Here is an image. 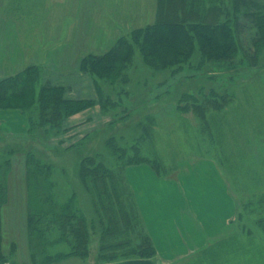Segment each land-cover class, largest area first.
<instances>
[{"label": "rangeland", "instance_id": "obj_1", "mask_svg": "<svg viewBox=\"0 0 264 264\" xmlns=\"http://www.w3.org/2000/svg\"><path fill=\"white\" fill-rule=\"evenodd\" d=\"M32 1L0 0V24L8 23L12 28L14 25L24 42L27 57L32 59L30 64L40 66L41 78L51 83L63 80L58 73L68 71V68L80 75L78 63L82 56L106 51L121 35L153 22L156 13V0H64L60 4L56 0H48L47 4L44 0L41 3ZM240 25L244 26L239 29L237 38L242 49L239 47L235 56L227 61H205L200 67L180 71L171 79L169 93L157 97L146 92L145 88L150 90L155 87L168 76V72L152 68L135 50L125 69L127 81L120 84L127 93L117 96L112 92V98L121 99L127 108H109L108 113L103 115L99 113L100 105L95 104L67 120V124L74 128L56 138L51 137L50 143L41 141L51 144L49 146L59 145L56 146L59 148L82 138L75 148H70L71 151H52L51 159L56 166L49 175L51 187L48 189L51 202L61 207L71 204L70 209L85 219L87 243L80 248L77 247V239L69 233L63 234L54 222L52 212H61L63 208L51 207L48 201L44 210L49 214L40 221L41 229L37 237L34 238L35 234L27 230L24 165L21 166L19 157L12 159L6 198L0 208L2 246L14 259V264H105L150 253L148 235L123 176V167L128 161L143 160L161 177H168L182 161L190 158L214 160L226 178L234 200L238 198V193L244 192L239 188L251 190L256 188L254 184L263 186L264 46L255 50L252 43L254 29L248 19L240 20ZM44 30L51 35H48L47 50L41 51L42 36L35 34ZM56 31V34L64 33L63 43L65 40L76 41V54L65 52L67 48L61 49V44H56V47L55 43L61 37L50 42L55 38ZM37 55L38 60L35 59ZM41 57L43 62L39 59ZM63 62L66 67H62ZM189 72L190 76L187 75ZM80 76L81 84L70 87L71 96L83 94L92 86L89 77ZM146 80L147 83L144 82ZM210 87H215L221 95L223 91L228 94H225L226 101L221 110L210 109L207 112V122H203L190 108L185 112L176 109L177 98L182 91L208 93ZM145 97L148 100L144 105L129 108L133 100ZM148 115L153 117V124L143 131ZM111 136L126 148V156L117 161L105 144ZM30 143L27 147L34 145L33 141ZM133 144L138 146L136 160H128L127 156L133 155L130 149ZM87 154L103 157L114 171L117 198L126 204L129 202L133 208L94 207L93 195L76 181L73 174L78 158ZM186 196L191 200L190 194ZM225 240L184 264L248 263L252 255L246 253L248 255L239 257L244 251L231 243L230 251Z\"/></svg>", "mask_w": 264, "mask_h": 264}, {"label": "trees", "instance_id": "obj_2", "mask_svg": "<svg viewBox=\"0 0 264 264\" xmlns=\"http://www.w3.org/2000/svg\"><path fill=\"white\" fill-rule=\"evenodd\" d=\"M244 19H248L254 29L252 43L258 51L264 46V0H156L153 22L121 35L110 48L100 54L90 53L80 58L78 71L80 75L89 77L92 82L93 95L90 97L71 96V86L62 81L51 83L47 79L44 80L41 78L42 69L38 65L36 67L30 64L13 75L1 77L0 109H19L25 117L27 131L23 136L5 135L0 131V206L5 202L12 159L19 157L21 166L24 165L27 230L35 234L34 238L37 237L41 229L40 221L49 214L44 210L48 201L49 206L63 208L61 212H52L58 229L63 234L69 233L76 238L79 248L87 243L85 219L70 209L71 204L67 203L61 207L51 202L48 193L51 187L49 175L56 166L51 159L52 151L58 149L66 152L75 148L82 138L59 148L56 147L59 145L49 146L51 144L41 141L50 143L51 137L56 138L74 128L67 124V120L95 104L100 105L99 113L103 115L108 113L109 108L122 107L124 103L117 97L113 99L112 92L117 96L127 93L120 84L127 81L125 69L129 66L135 50L143 55L152 68L168 72L165 79L150 90H146V87L145 91L154 97L168 94L171 79L180 71L200 67L205 61H227L235 56L239 47L242 49L237 34L244 26L240 25V20ZM187 75L190 76L191 73ZM144 82L147 83V80ZM196 92L182 91L175 107L182 112L192 109L203 122L208 121L207 112L210 109H222L226 101L225 94H228L223 91L221 95L215 87H210L208 93ZM137 99L133 100L130 109L144 105L148 100L147 97ZM125 107L127 108L126 105L123 106ZM146 119V124L142 126L143 131H147V126L153 124L152 116L148 115ZM30 141H33L34 145L29 148L27 146L32 143ZM105 144L116 161L126 156V148L121 147L113 136L108 137ZM130 149L133 155L129 158L127 156V159L136 160L138 146L133 144ZM140 162L145 161H128L126 165ZM75 167L73 174L76 181L93 195L92 203L95 208H133L129 202L126 204L117 198L119 195L113 181L114 171L107 166L100 154L79 157ZM61 169L65 172L63 166ZM254 186L256 188L252 187L251 190L239 188V191L244 192L238 193L235 200L238 208L234 218V231L225 242L229 243L230 251V243L244 251L239 257H244L246 253L252 255L246 264H264V184ZM1 215L2 208L0 264H14V259L2 246ZM240 238L242 240L238 241ZM82 239L83 243L80 242ZM150 250L148 254L136 256L153 255L155 250L152 244Z\"/></svg>", "mask_w": 264, "mask_h": 264}, {"label": "crops", "instance_id": "obj_3", "mask_svg": "<svg viewBox=\"0 0 264 264\" xmlns=\"http://www.w3.org/2000/svg\"><path fill=\"white\" fill-rule=\"evenodd\" d=\"M32 2L41 3L42 0ZM43 2L47 4L48 0ZM56 2L60 4L64 0ZM0 27L3 28L0 30L1 78L23 69L32 59L27 57L24 42L14 25L12 28L10 24L5 23L0 24ZM36 33L35 36H42L43 39L39 50L46 51L48 35L51 34L46 30L40 31V34L38 31ZM56 33L57 31L53 35L55 38L50 42H55L56 38L61 37L55 45L61 44V49L67 48L65 52L76 54V41L65 40L63 43L64 33ZM56 47L58 48L57 45ZM35 59L38 60V55ZM39 59H42V62L44 60L42 57ZM66 66L63 62L62 67ZM69 69L58 73L63 76L61 81L70 86L81 84V76L75 70ZM92 95L93 89L90 86L87 92L84 91L75 97ZM0 131L5 135L26 133L27 123L19 109H0ZM123 176L133 194L135 206L155 253L148 257L121 258L105 264H184L233 233L236 202L226 178L214 160L190 158L182 161L168 177H161L146 162L127 164L123 169ZM186 194H190L191 200Z\"/></svg>", "mask_w": 264, "mask_h": 264}]
</instances>
